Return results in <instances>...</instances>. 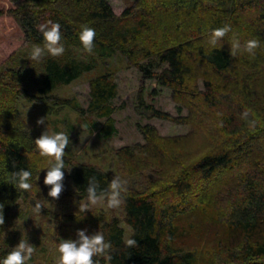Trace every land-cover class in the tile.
Masks as SVG:
<instances>
[{"label": "trees", "instance_id": "16d2710c", "mask_svg": "<svg viewBox=\"0 0 264 264\" xmlns=\"http://www.w3.org/2000/svg\"><path fill=\"white\" fill-rule=\"evenodd\" d=\"M6 1H0V257L13 247L6 236L13 211L20 200L38 203L31 195L53 160L39 153L19 98L42 101L48 114L64 106L94 114L104 118V137L116 132L111 114L117 84L109 72L89 80L86 108L74 97L51 93L93 68L94 62L79 56L88 51L79 39L81 25H87L96 31L88 52L120 53L140 72L138 115L190 126L188 134L163 136L155 125L137 122L143 142L112 151L120 172L130 178L119 177L123 221L135 245H127L117 216L84 211L64 217L86 234L102 231L110 241L111 258L95 256L96 264H264V0H134L120 13L108 0ZM4 18L19 32L10 43ZM48 20L60 23L65 51L51 56L45 49L41 59L32 60V48L44 47L37 25ZM225 24L229 33L210 46L212 29ZM233 37L242 46L235 56ZM249 39L259 41L255 55L243 51ZM153 56L165 64L159 71L152 68ZM146 80L170 90L178 114L146 102ZM63 159L71 167L73 200L87 197L89 185L108 199L118 177L111 169ZM22 169L33 173L31 190L9 182ZM193 236L198 242L189 244Z\"/></svg>", "mask_w": 264, "mask_h": 264}, {"label": "rangeland", "instance_id": "374dc122", "mask_svg": "<svg viewBox=\"0 0 264 264\" xmlns=\"http://www.w3.org/2000/svg\"><path fill=\"white\" fill-rule=\"evenodd\" d=\"M7 2L6 0H0ZM134 0H108L115 13H120L126 6L133 3ZM8 26V36L5 38L9 43L14 35L19 34L12 20L4 18ZM3 43V42H2ZM18 41L11 45V49L18 45ZM31 50V49H30ZM83 60L94 62L90 70L84 71L80 76L69 84L61 85L51 93L57 96L74 97L81 106L87 107L89 99V80L98 75L110 73L117 84V93L112 99L114 111L111 116L115 120L116 132L110 137H104L100 132V127L104 118H98L94 114H80L69 106H64L58 112L48 114L44 110L42 101H28L19 98L18 109L25 120L28 128L34 135H41L47 131L49 134L58 131H65L69 136V145L65 148V155L85 163L95 164L105 170H112L113 174L124 179H130L124 175L117 163L112 151L124 145H130L136 142H143L142 135L136 127V123H151L155 125L160 135L174 136L185 135L190 131L189 125H179L168 120L158 118L147 119L137 114L135 111V98L140 86V72L128 64L125 57L120 53H114L112 56L101 57L98 52L82 51ZM152 68L159 71L165 64L157 61L155 56L150 59ZM145 63L147 60L144 61ZM146 102H151L155 107L171 113L178 114L177 104L171 96L168 88H162L156 85L153 80L144 82ZM153 88L159 90L157 95L149 96V91ZM186 114V109L181 111ZM44 118V123H37L38 118ZM48 165L41 171L40 180H43ZM71 169L66 165L62 169L64 177L61 181L63 188L58 197L49 195L51 185H46L41 181V185L36 187L32 193V198L40 204L38 212H34L35 204L29 200H20L19 205L13 211V219L6 231V236L13 239V247L20 239H27L33 244L35 251L28 260L34 264H59L58 244L61 239H75L77 237V228L72 221L64 220L65 216L79 211L81 202L89 203L88 196L81 200H73L69 192L73 191V184L67 177ZM101 199L96 205H93L84 211L93 213L102 212L106 217L117 216L124 227V239L128 240L131 230L123 221V208L120 205L117 208H109L106 205L107 199L104 196H98ZM23 220L22 225L20 221ZM204 238V237H203ZM189 244H195L198 240L194 236L188 240ZM205 242V241H204ZM201 245L200 247H202Z\"/></svg>", "mask_w": 264, "mask_h": 264}, {"label": "clouds", "instance_id": "9594fccd", "mask_svg": "<svg viewBox=\"0 0 264 264\" xmlns=\"http://www.w3.org/2000/svg\"><path fill=\"white\" fill-rule=\"evenodd\" d=\"M230 25L225 24L221 27L212 29V32L208 38V43L212 47L222 43V38L226 36L230 31ZM38 31L42 33L44 40V47L36 45L32 48L30 56L32 60H39L45 53L51 56H60L64 53L65 48L61 43L62 33L61 25L59 22H54L48 20L44 23L37 25ZM96 36L95 29L87 26L81 25V30L79 32V39L82 42L85 49L92 51L94 37ZM259 41L256 39H249L243 45V51H246L249 55H255V49L258 47ZM242 48L240 40L233 37L231 40L230 52L233 56L237 54ZM37 123H44V118H38ZM69 136L65 131H58L49 134L47 131L42 132L41 135L36 137L35 144L38 151L43 156L52 157L53 160L50 166L47 167L46 173L44 175L43 181L46 185H51L49 189V195L52 197H58L61 192L63 185L61 183L64 172L63 168L66 167L65 160L63 159L65 155V148L69 145ZM33 173L30 169H22L18 173L13 174L16 179L9 180L18 189L31 190L33 187L32 180L29 179ZM110 192L108 194V199L106 205L109 208H117L122 203V191L123 183L122 180L117 177L114 178L109 185ZM88 200L89 203L81 202L79 205V211L83 214L84 210L96 205L101 199L97 196V189L95 185H89L88 189ZM40 204L36 203L33 208L34 212H38ZM3 204L0 203V225L4 224L3 216ZM24 219L20 221L21 225ZM4 235V232H3ZM127 245L133 246L137 242L133 238H129L126 241ZM111 243L105 238L102 231H95L91 234H86L84 229L77 230V237L75 239H61L58 244L59 252V264H96L94 260L95 256H107L108 249H110ZM35 248L33 244L29 243L27 239H20L19 242L12 247L5 256L0 257V264H26V262L32 257Z\"/></svg>", "mask_w": 264, "mask_h": 264}]
</instances>
